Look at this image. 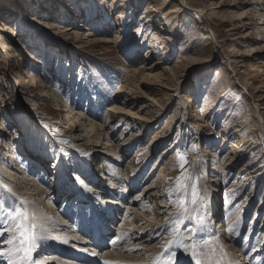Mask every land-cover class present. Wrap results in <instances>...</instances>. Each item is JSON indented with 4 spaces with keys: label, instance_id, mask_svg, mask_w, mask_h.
I'll list each match as a JSON object with an SVG mask.
<instances>
[{
    "label": "rangeland",
    "instance_id": "rangeland-1",
    "mask_svg": "<svg viewBox=\"0 0 264 264\" xmlns=\"http://www.w3.org/2000/svg\"><path fill=\"white\" fill-rule=\"evenodd\" d=\"M117 1L112 4V0H0V181H12L14 188L25 193L26 181L22 176H27L29 184L35 182L46 191L64 193L71 188L77 192L78 187L74 185L83 176L81 165L91 164L86 157L109 154L105 149L114 147L116 150L112 154L116 156L109 155L120 164V177H124L122 181H126L127 189H131L124 193L126 197L135 199L145 186L156 180L161 186V200L167 199L165 206H171L170 213L165 212L168 208L156 209L163 211L159 218L164 220L161 222L164 229L152 234L151 244H159V249L145 264H153L157 256L163 257V264L169 251H174L179 243L190 248L187 254H191L195 246H190L193 231L190 222L201 217L203 206L211 208L213 204L219 216L211 225L216 232L221 231L218 221L224 226L219 232L220 239H230L232 233L241 228L240 237H232L238 248L245 254L252 248L264 250V208L256 214L260 204H264V53L249 55L251 47L264 45V40H256L259 25L243 27L240 23L244 11L248 19L263 15L264 0H240L236 8L232 5L237 0H169L165 6L167 0H128L123 2L127 6L120 20L117 16L121 10L110 7L111 4L119 5L115 4ZM252 1L261 2L260 6L254 9ZM148 6L154 7L158 13L151 15L158 18L155 23L152 21L144 26L151 18L149 12L144 14ZM167 10L172 13L171 17L161 20L160 14ZM4 24L16 29L17 34L3 31ZM67 28L70 32H65ZM88 31L92 34L89 43L80 39ZM116 32L119 39L115 45L99 42L114 39ZM154 34L159 40H154ZM5 40L10 48L7 52L2 46ZM229 49L232 51L228 52ZM241 53L243 55L237 56ZM236 60L238 64H230ZM256 61L260 62V72L251 69ZM156 62L160 64L154 71H145L146 75H137L135 81L125 83V74L139 69L143 63L149 66ZM231 65L235 67L233 72ZM28 66L35 68L32 74L42 88L28 82ZM121 86L125 87L119 92ZM105 90L109 96L106 99L110 101L98 108L97 100ZM63 98L76 106L70 103L69 108L65 107L68 105L61 101ZM117 98L122 102L119 105ZM124 100L128 103L124 104ZM112 105L122 106L130 114H151L153 120L148 123L116 113L108 126L100 129L106 133L104 139L94 145L92 140L87 142L88 125H103ZM69 109L80 113L81 122L86 126L75 129L64 121ZM257 121H260L261 131L254 128ZM201 124L206 125L201 133L192 129ZM158 132L162 138L152 142ZM199 133L201 136L197 140L194 137H199ZM239 135L243 137L240 149L232 148L237 153L229 154L230 142L236 141ZM144 147L150 151L149 156L148 151L139 152ZM242 148L246 151L241 152ZM167 149H170L168 153ZM178 153L186 154L183 167L177 159ZM227 155L231 156L226 162ZM129 161L134 163L133 167L127 164ZM112 165L101 159L98 162V168L106 171H110ZM161 165L166 169L158 178ZM215 165L218 166L215 172L218 180L216 192H213L212 184L207 181ZM126 167L127 175L135 173L141 187L134 189L133 183L129 184L130 179L123 171ZM18 169L23 171L22 176ZM183 173L187 175L177 190V178ZM97 183L96 180L94 184ZM2 185L0 183V203L23 208ZM81 187H86L84 182ZM123 189L120 187L118 191ZM194 190L197 193L195 203L192 202ZM73 192L70 190L68 195L72 196ZM55 196L57 194L53 193L50 197ZM181 200L184 211L180 207ZM116 203L122 210L116 211L118 219L108 224L112 232L107 233L106 245L113 242L110 238L123 222L125 199L119 197ZM148 205L144 209L138 206V211L149 216V210L157 205ZM59 215L56 211L52 214L55 219ZM135 216L143 217L141 213ZM177 217L183 222L179 232L172 235L176 226L170 221ZM62 220L68 227L63 224L53 228L62 230L64 227L66 233L73 235L68 232L72 228L68 224L70 220ZM0 232H3L0 248L6 250L8 234L2 225ZM245 233L252 234L251 242L241 237ZM88 236L80 237L90 240ZM169 240L174 243L165 249L163 246ZM225 241L216 243L210 254L214 251L221 255L219 252L224 249ZM231 244L227 248L230 255ZM198 245V248L206 247ZM53 254L55 256L46 253L34 257L37 260L40 257V264H84L83 259L76 262L73 256ZM187 254L178 259L183 264L187 260L195 264L192 255ZM91 264L102 263L100 260Z\"/></svg>",
    "mask_w": 264,
    "mask_h": 264
},
{
    "label": "bare ground",
    "instance_id": "bare-ground-1",
    "mask_svg": "<svg viewBox=\"0 0 264 264\" xmlns=\"http://www.w3.org/2000/svg\"><path fill=\"white\" fill-rule=\"evenodd\" d=\"M96 1H100V0H96ZM115 1L116 0H112V4H114ZM126 1H128V0H119V2L117 1L115 3V4L118 3L119 5H116V6L114 5L115 6L114 7L111 4V6H110L111 9H114V8L117 9V7H118V10H121L118 13V15L119 14L120 15L117 16L118 20H120L124 17L123 14L126 10L127 4H126V6H124L123 2H126ZM168 1L169 0H167L164 3V6L166 5V3ZM239 2H240V0L235 1V3H233L232 6L235 8L238 7ZM260 3L261 2H259V3L253 2V1H252V3L250 2V4H255V5H253L254 9L256 8V5H258V7H259ZM263 7L264 6H262L261 9H263ZM133 11H135V10H133ZM147 12H149V15L154 14V13L155 14L158 13L156 10H154V7H152V6L151 7L148 6L144 10V14ZM132 14H135V13L133 12ZM171 14L172 13L169 10H167L166 12L161 13L159 18L161 20L162 19L164 20V19L171 17ZM199 14H200L199 16H202V13H199ZM245 14H246V11L242 12L240 19L244 20V22H242V20H241L240 23H242L243 27H246L248 25L249 26L254 25L256 27L257 25H259V26H257V29L259 32H258V35H257L258 37L256 38V40L257 39L258 40H264V14L263 15L258 14L257 15V17H259L258 19L256 17H255V19H253L252 17L250 19H248L247 15L245 16ZM247 14H248V11H247ZM150 17L151 18L145 22V25H144V23L143 24L141 23V24L144 26H147L148 23H150L152 21H153V23H155L156 19L158 18L156 16L154 18V15L153 16L151 15ZM125 18H126V16H125ZM245 19L249 22L245 21ZM256 19L259 20L260 22L258 23ZM197 22H200V21H197ZM116 26H120V25H116ZM15 30L16 29L10 27L7 24L3 25V31H5V32L9 31V33H11V34H13V33L17 34L15 32ZM65 32H70V29L67 28L65 30ZM91 35L92 34L88 31V32H86V35H84V36L81 35L80 39L87 40L86 42H88V43L92 42V41L88 40L89 36H91ZM157 36L158 35L154 34V38H155L154 40L155 41L159 40L157 38ZM76 38H78V37H76ZM118 39H119L118 32H116L114 39H112V40H101L99 42L102 44L103 43L104 44L109 43L111 45L112 44L115 45L118 42ZM2 46H3V48H5V51L10 49L9 45L6 43V40H5V42L2 43ZM231 51H232V49H229L228 52H231ZM260 53H264V45H262V44L251 47V52L249 53V55H251V57H252V56L258 55ZM241 55H243V54L241 53L237 56H241ZM233 62H237V60L236 61H230V64H232ZM258 63H260V62L256 61L255 64H252V66H251L252 71L260 72L261 67L258 66ZM159 64H160L159 62H156V63H153V64L148 66L145 63H143V65H141L139 67V69H136V70L134 69L131 71V73L125 74V76H124L125 83L127 81H135L134 79L137 75H140V76L146 75V74H144L145 71H154L159 66ZM237 64H238V62H237ZM230 69L233 72L235 70V67L231 65ZM33 70H35V68L33 66L32 67L28 66L27 75L30 78V80L28 82H30V83L32 82V84L35 85V87H39V88L41 87L42 88V84L40 82H39L40 84H38L36 82L35 76H34V74H32V73H34ZM140 76H139V78H140ZM25 82H27V81H25ZM131 84H130V86H132ZM33 85H31V86L34 87ZM124 87L125 86H121L119 92H122V89H124ZM133 88H135V86ZM128 89H129V86H128ZM130 89H131V87H130ZM107 97H109L108 92H106V90H105L101 93V96L97 100L98 108H101L104 103H108L110 101V100L109 101L107 100L108 99ZM61 101H63L66 105H68V106H65L67 108H69L70 103L72 104L71 101H67L64 98L61 99ZM116 101H117L116 104H118V105H119V103L120 104L122 103L121 101H119L118 98ZM123 103L127 104L128 102L124 100ZM72 105L76 106V104H72ZM121 107L116 106V105L110 106L108 108V111H107L110 114H109L108 118H106L107 121L104 122L103 125L96 126L94 123L88 125L89 131L86 130V132H87L86 136L89 135V136H87V142L92 140L91 142L94 145V144H99L104 139V136L106 133L101 132L100 129H101V127L103 129V127H105L106 125L108 126V122L113 119V116H112L113 114H116V113L117 114L118 113L119 114L120 113L125 114V115L129 116V118H134L135 120L137 119L139 121H145L148 123H150V121L153 120V116L151 114L150 115H144V116H140L139 114H135V113L130 114V113L126 112V110L124 108H121ZM258 116H259L258 118L261 119L260 114H258ZM82 120L83 119H82L80 113L79 114L74 113L73 110H70V109L66 112V116L64 119V121H67L69 123V125H73V127H75V129H77L78 127L81 128L82 126H86V124H84V121L81 122ZM111 124H113V123H111ZM205 126H206L205 124L196 125V126H193L192 129L195 128V132L197 131V132L201 133L202 132L201 128H203ZM254 128H257V130L261 131L262 126L260 124V121L257 124L256 123L254 124ZM248 130H247V132H249ZM200 133H199V137H194V138H196L197 140L200 139V136H201ZM240 136L241 135L238 136L236 141L230 142L231 147H229L230 148L229 154H232L234 152V155H235V153H237V151L235 152L234 150H232V148L233 149H240L241 146L239 147V144L242 142L240 139H243V137H240ZM161 138H162L161 132H158L154 136V138L152 139V142L153 141L157 142V140L161 139ZM107 139H108V137L106 138V140ZM132 139H134V138L132 137L131 140ZM127 141L128 140H126L125 142H127ZM248 141L249 140H247L246 143H248ZM244 143H245V141H244ZM146 148L145 147H144V149L141 148L139 152L146 151ZM115 150L116 149H114V147L113 148L110 147V148L105 149V153L112 154ZM147 151H148L147 155L149 156L150 151L149 150H147ZM169 151H170V149H167L166 153H168ZM243 151H246V150H244L242 148L241 152H243ZM109 154L99 153V155H97V157H89V156L86 157L88 159V161L91 163L90 166H87L81 162L82 163L81 166H83V169H82L83 176L79 177L77 180V183L74 185V187H76V188L78 187L77 192H73L71 188L69 189V191L68 190L64 191V193H63V191L61 192V190H59V192H57V191L56 192L46 191L45 188L43 189L40 186L39 187L36 186L35 182L29 184L28 182H30V181L29 180L27 181V176H22L23 171L19 170V169L17 170V172L21 173L23 180L26 181L24 183V184H26L24 187L27 191H29L28 192L29 194L26 193L27 191L24 193V192H20L19 188H14V184L13 185L11 184V183H14L12 181L10 183L7 181H0V183L3 184L2 187L7 189V190H5L6 193L12 194V195L9 194L8 196L11 195V198H13L14 200H17V203L19 201V203L23 206V208H26L29 213L35 215V217L33 219L38 226V230H39L40 234L45 237V239L43 241L39 242L37 251L35 252V254L33 253V255L39 256L41 254L48 253L51 256H55L53 253H56L57 255L58 254L59 255L61 254V256L63 255V257H65V256H71L72 257L73 256L72 258L75 257L74 261H76V262L77 261L82 262V259H83L84 264H91L93 262H98L100 260H101L102 264H106V262H107V264H145V261L148 260L147 258L151 257V255H153V253H156L154 251H157L159 249V244H157L156 246L151 244L152 243L151 240L153 238L151 236H152V234L159 233L162 229H164L162 227L163 225L161 223L164 220H160V218H159L160 215L163 214V211L158 212V210L161 208H168V209H166L167 211H165V212L170 213L172 211L171 206H169V207L165 206L166 204H168L166 202L167 199L161 200V196H159V193H161V191H160L161 186H159L160 183H158L156 180H154L153 182H151V184H149V186H145L143 188V190H141L143 192H141L142 194L140 193V195H143V197H140V195L136 196L135 199H131V197L130 198L126 197L127 195L124 193L128 192V191L131 192V189L130 188H129V190L127 189L128 185H124V183L126 181H122V180H125V179H123L124 177L123 178L120 177V169L118 168L120 166V164L118 163L117 160L112 159V157L115 155V153L112 154L113 156L109 155ZM147 155H145V158L147 157ZM9 156H10V154H9ZM230 156L229 155L225 156L226 162L228 159L230 160ZM232 157H234V156H232ZM98 158H99V160L101 159L102 161H105L106 163L113 164L109 169L110 171H106L102 168L101 169L98 168V162H99V160H97ZM117 159H118V157H117ZM232 159L233 158H231V160ZM127 164H129L132 167L134 165V163H132V161H129ZM35 168H37V167H35ZM31 169H33V168H31ZM165 169L166 168L164 167V165H161V169L159 171L158 178L159 177L161 178V176H163V174H164L163 172ZM210 170H211V172H210L211 174H210V177H209V180L207 181V183L208 182L211 183L212 188H213V192H216V189H215L216 186L215 185H216V181L218 179L216 178L215 172L218 170V166L215 165ZM45 171H46V169H45ZM123 171H124L125 176H127V179H130L129 184L133 183L134 189L141 187L140 186L141 184L138 181L139 179L136 178L135 173L134 174L128 173V175L130 174L128 177L127 167ZM121 172H122V170H121ZM42 174H40V175H42ZM3 177H4V174H3ZM84 177H85V179H84ZM96 180L98 181V183L94 184V182ZM82 182L85 183V186H86L85 188L81 187ZM5 185H6V187H5ZM120 187H124V189L121 190V192L118 191V189ZM9 189L11 191H9ZM153 189H155V192H151ZM70 190H71V193L73 192L72 196L68 195V192H70ZM13 193H15V195H13ZM53 193H56L57 196L51 198L50 196H52ZM32 197H34V199ZM119 197H122V199H125V202H126L125 206H122L125 209V212H123L124 215H122L123 216L122 217L123 222L121 225L116 227V232H114L113 236L110 238V239L113 238V242L106 245L104 240L108 239L107 233L110 231L112 232V228L108 227V224H109V222L112 223L115 220H117L118 217L116 214H118V213H116V211L121 212V210H122L121 208L118 207V204L116 203V199H118ZM76 199H79V200L77 201ZM10 200L12 201V199H10ZM53 200H55V201L57 200L58 203L57 202L53 203L52 202ZM148 203H149V205H148ZM152 203H155V205H157V207H155V209L153 207V209L149 210V216H146L145 214L143 215L142 212L138 211V208H137L138 206L140 209H144V208H148V207H146V205L151 206ZM52 205H54V206L51 207ZM132 205H137V206L134 207ZM262 208H264V204L261 203L260 206L258 207L259 211L257 210L258 213L256 212V214H259V212L262 210ZM156 209H158V210H156ZM201 210H202L201 217L196 219V220L194 219L190 222L191 226L193 227V231L190 234V242H191L190 246L191 245L195 246L196 247L195 249L197 250L198 253L203 254V255H205V253H208L209 254L208 258H210L212 260L213 264H215V261L218 259L221 260V264H263L264 263V250L259 249V248H257V250H255V248H252L249 251V253L245 254L244 251H242V249L240 247L239 248L237 247V243L233 242L234 240L232 241V237L239 236L238 233L240 232L241 228L237 229L235 233H232L230 239L225 238V237L223 239L222 238L220 239L221 235H219L220 234L219 232H222L221 228H223L224 226L221 223H219V221H218V223H217L218 229H220L221 231L216 232L214 227L211 225L212 222H214V220H215L214 218L219 216L216 205L213 204V206L211 208L203 206L201 208ZM54 211L59 212L63 219H69L70 220V221H68V222H70L68 224L72 228L69 229L68 232L73 234V235H69L68 233H66L67 230L64 227L62 228V230L59 228H53V226L61 227L65 222L64 220H62L60 215H59L60 217L55 219L54 216H52V214H54ZM140 213L143 217L139 218V216H135V215L140 214ZM57 216L58 215H56V217ZM131 216H133V219ZM130 217H131V219H129ZM92 225L95 227L94 230H92L93 229ZM63 226L68 227V225H66V224H64ZM95 231H96V234L93 236V241L95 244H91L92 241H89L87 239L84 240V238L80 237L81 235H84V234L85 235L86 234L92 235L93 232H95ZM250 235H252V234H250V233H247L246 235L242 234L241 237L242 238L245 237V239H247L248 241L251 242L253 240V236H250ZM229 236H230V234H229ZM118 237H119V239H117ZM88 238H89V236H88ZM192 239H193V241H192ZM224 239H226L225 242H227V243L223 246L224 249H222L219 252L221 255H217L216 253H215V255H213V253L210 254V252L214 248L215 244L216 243L220 244L222 242V240H224ZM231 242H232V244H231ZM89 243L91 244V246ZM120 244H122V245L125 244V245L122 246ZM198 244L204 245L206 247H204L203 249L201 247L198 248L196 246ZM229 244L233 245V249H231L232 250L231 255H230V249L229 250L227 249L229 247L228 246ZM72 249L76 250L77 252H75V253L71 252L70 253L69 250H72ZM114 249L116 251H114ZM91 250H92V252H91ZM189 250H190V248L182 247V243H179V245H177V248L175 246L174 251H171V250L170 251L168 250V251H169V254L175 253L174 264H183L184 262L182 263V260L180 261V259H178V258H179V256H182L184 253H186V254L189 253ZM202 250H204L205 253ZM168 251H167V253H168ZM233 251H235L234 255L232 254ZM42 252H45V253H42ZM191 253H192V251H191ZM140 255H141V257H139ZM187 255H189L191 257L192 254H187ZM38 260H40V257H38ZM86 261H88V263ZM0 264H7L6 259H0ZM185 264H193V263H191L189 260H187V261H185Z\"/></svg>",
    "mask_w": 264,
    "mask_h": 264
},
{
    "label": "snow or ice",
    "instance_id": "snow-or-ice-1",
    "mask_svg": "<svg viewBox=\"0 0 264 264\" xmlns=\"http://www.w3.org/2000/svg\"><path fill=\"white\" fill-rule=\"evenodd\" d=\"M61 143H66V141H60ZM186 154H177V159L180 166L186 163L184 156ZM187 175L183 173L181 177L177 178V190L182 187V180ZM6 187V185H5ZM9 191H11L9 189ZM15 195V193H13ZM197 193L193 191V203H195V197ZM181 210L184 211L183 200L180 202ZM183 222L181 217L172 219L170 223L175 225L173 228L172 235H176L179 232V225ZM0 225L3 226L4 231L7 232L8 238L5 241L6 250L0 248V259H6L7 264H40L33 253L37 251L39 242L43 241L45 237L40 234L38 226L34 219L30 216L26 208L21 207H6L3 203H0ZM3 235V232H0ZM119 239V237L117 238ZM174 241L169 240L163 247L168 249ZM192 258L195 260V264H213L212 260L203 254L197 252L195 247L192 250ZM213 255H215L213 251ZM199 257V258H198ZM163 257L157 256L153 264H161ZM175 253L168 255L167 260L163 261V264H174ZM107 264V262H106ZM215 264H221V260H216Z\"/></svg>",
    "mask_w": 264,
    "mask_h": 264
}]
</instances>
